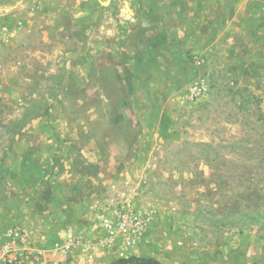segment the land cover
<instances>
[{"label": "rangeland", "instance_id": "374dc122", "mask_svg": "<svg viewBox=\"0 0 264 264\" xmlns=\"http://www.w3.org/2000/svg\"><path fill=\"white\" fill-rule=\"evenodd\" d=\"M5 199L55 264H264V0H0Z\"/></svg>", "mask_w": 264, "mask_h": 264}, {"label": "built area", "instance_id": "2783aa9c", "mask_svg": "<svg viewBox=\"0 0 264 264\" xmlns=\"http://www.w3.org/2000/svg\"><path fill=\"white\" fill-rule=\"evenodd\" d=\"M195 90L199 89L195 87ZM134 219L132 222L136 224V229H141L145 223L132 217ZM123 220V221H122ZM117 225L114 227L112 223L105 222V228L107 229L110 235L122 234L125 237V244L130 246L132 240L130 237H127L131 234V230L134 228L126 224V218H123ZM133 226V225H131ZM115 228V229H114ZM80 241L77 237L71 236L65 239L63 245L55 246L51 249V255L56 257V253L66 254L71 252ZM56 261L52 260L46 261L43 258V252L33 247L29 241L28 233L23 230L18 225H13L8 228L3 235H0V264H55Z\"/></svg>", "mask_w": 264, "mask_h": 264}, {"label": "crops", "instance_id": "0c3cea01", "mask_svg": "<svg viewBox=\"0 0 264 264\" xmlns=\"http://www.w3.org/2000/svg\"><path fill=\"white\" fill-rule=\"evenodd\" d=\"M2 170V169H1ZM9 170V169H8ZM12 169H10V171H11ZM7 170H5L4 169V171H3V175L2 176H4V177H6L7 178V180L9 181V183H10V185L11 184H13V182L14 181H16V182H18V180H14L13 181V178L14 179H17V177H15V176H13V175H11V172H8V174H5L4 172H6ZM8 199H10V198H8ZM8 199H5L4 201H2L1 203H0V213L2 212V214H3V212H6V211H8V210H6L5 209V207H10V205L8 204ZM7 209H9V208H7ZM14 215V214H13ZM12 214H11V217L13 216ZM50 228V231H51V233H49V234H45V232L46 231H43L40 235H38L37 237H36V243L38 244V245H41V246H43V245H45V246H48V245H51V247L50 248H55V246L57 245L58 246V240H60L58 237L55 239H52V241H50V238H51V235H53L52 233H54V235L56 234L55 233V231H53V229H52V226H49ZM7 229H5L4 231H3V233L2 234H0V235H3L4 233H5V231H6ZM44 230H48L47 229V227H44ZM44 235H46V236H44ZM48 236V238L49 239H46V237ZM56 236V235H55ZM49 242V243H47L46 244V242ZM51 242H53V243H51ZM48 250V249H47Z\"/></svg>", "mask_w": 264, "mask_h": 264}, {"label": "trees", "instance_id": "16d2710c", "mask_svg": "<svg viewBox=\"0 0 264 264\" xmlns=\"http://www.w3.org/2000/svg\"><path fill=\"white\" fill-rule=\"evenodd\" d=\"M110 264H162V263L153 258L130 256L127 258H120Z\"/></svg>", "mask_w": 264, "mask_h": 264}]
</instances>
